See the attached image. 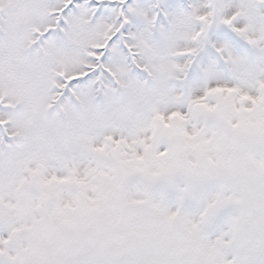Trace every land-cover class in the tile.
<instances>
[{
  "label": "snow or ice",
  "instance_id": "6c2138e0",
  "mask_svg": "<svg viewBox=\"0 0 264 264\" xmlns=\"http://www.w3.org/2000/svg\"><path fill=\"white\" fill-rule=\"evenodd\" d=\"M0 264H264V0H0Z\"/></svg>",
  "mask_w": 264,
  "mask_h": 264
}]
</instances>
